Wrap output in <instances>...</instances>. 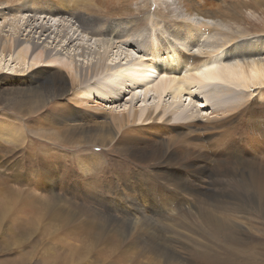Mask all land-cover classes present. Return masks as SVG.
<instances>
[{
    "label": "bare ground",
    "instance_id": "obj_1",
    "mask_svg": "<svg viewBox=\"0 0 264 264\" xmlns=\"http://www.w3.org/2000/svg\"><path fill=\"white\" fill-rule=\"evenodd\" d=\"M2 1L4 0H0V74L24 76L23 81L20 79L21 83L30 88L23 93L17 90L21 97L17 102L21 106L32 105L34 107L29 106V109L36 111L45 107L46 102L67 97L63 105L68 108L62 110L63 106L59 104L62 108L59 107L58 115H54L58 119L54 120L64 131L61 145L71 143L76 149L72 162L80 171L82 180L86 182L83 181L78 187L84 196L108 198L113 195L115 198L131 200V213L121 207L120 218L106 215L98 208L91 209L92 211L87 210L84 215L87 216L86 219L73 226L77 234L75 237L72 236L79 242V247L73 248L71 245L70 255L74 257L77 253L78 256L79 248L85 246V254L92 255L94 246L104 244L106 246L104 251L99 253V258L102 260L94 261L92 264H126V262L160 264L157 262L159 258L163 259L164 264H172L171 259L180 263L182 259L177 261L178 257L170 246H175L174 242L181 240L180 237L184 233V236L188 234L186 236L188 239H185L187 241L193 242L192 237L195 235L199 240L206 239L217 248V250L206 249L197 244L196 258L203 264H264V261H259L264 255L263 250L254 247L247 252L244 249L241 252L239 247L243 244L240 238L242 236H238L234 229H229L236 211L245 214L255 213L256 217L264 215V186L261 187V184L256 185L253 182L241 180L219 186V181L209 179L210 187L207 189L204 187L202 191L205 194L199 190L202 201L195 199L200 209L197 216H192L188 211L183 214L185 220L183 222L178 218H171L176 217L173 207L154 205L156 198L153 185L156 178L152 174L163 179V188H171L174 191L183 190L173 169L183 167L184 162H170L174 157L172 151L176 145L171 138L169 141L172 145L170 142L166 145L163 141L153 144V147L150 143L145 144L146 149L139 150L132 159L133 163L139 165L131 175L133 179L121 178L125 188L112 191L104 190L105 183L100 186L98 180L92 182L93 174L100 175L99 171L103 170L104 160L100 159L101 154H88L90 147L84 146L87 143H94L102 147L116 142L120 151L128 155L127 141L132 139L130 127L142 124L152 127L153 123H156L161 124L160 130L163 132H168L169 129L172 132L177 131L179 125L176 123L184 120L183 114L188 107H190L188 111L191 115L186 116L185 120L189 123L190 135L195 133L190 128L192 127L190 124L191 121L200 120L194 115L201 112L194 105L198 97L201 98L203 107H214L209 114L213 118L205 120V122L212 120L211 123H215L217 118L224 114V108L229 113L235 107V103L229 102L235 97H249L256 92L262 99L261 96L264 95V32L259 30L264 27V20L261 17V15L264 17V0H120L118 4L124 3L122 6L106 8L104 12L107 11L108 14L105 13L106 15L100 19L86 17L79 13L70 15L67 11L61 12L62 8L56 6V0H28L10 9H6ZM63 1L72 6L73 2H77V0ZM52 2L55 6L51 4ZM219 2L220 4H217ZM102 3L108 7L106 0H102ZM77 4H81V1L79 0ZM95 7L98 8L96 5ZM43 12H47L49 17L58 18L59 22L57 24L54 22L55 25L43 21L44 24H33L31 19L36 15L38 17V14H44ZM250 17H254L257 21L262 18L261 23L258 22L260 26ZM53 26L56 28V33L51 31ZM149 28L152 34L149 41L145 43L142 41V36L145 32L146 34L149 32L147 31ZM103 30L106 31L103 32ZM156 32L160 38L157 37ZM85 36L89 37L88 41H92V45L87 46L82 43L85 41ZM75 40L77 43L72 44ZM171 42L173 45L168 46ZM70 44H72L71 47H68ZM129 44L137 47L145 46L144 49L139 50L142 56L134 59L125 56L117 62L116 58L109 54L112 50ZM141 57L145 62L140 59ZM174 62L177 67L171 66ZM93 86L99 88V91L105 90L107 102H111L112 105L118 104L121 97L128 94L130 98L127 102L132 104L136 98V90L142 92L145 103L147 94L151 95L152 92L158 101L169 97L172 104L164 107L156 102L152 106L146 103L136 110L127 108L125 105L126 111L123 113L113 114L111 111L109 114L102 105L106 101L105 96L102 98L97 94L96 98H93L91 92ZM184 96L186 100L188 99V104L185 106L182 101ZM51 108L58 109L57 106H51ZM219 112L220 115H218ZM105 133H107V140L104 138L91 140L93 134L105 135ZM120 133L126 141L118 139ZM51 134L57 141L58 138H62L57 133L51 132ZM77 135H80L83 140H78ZM0 136L15 137V142L20 138V134L15 132L14 127L4 121H0ZM177 137L172 136L175 139ZM92 152L95 153V151ZM51 160L55 159L52 157ZM122 160L124 162V159ZM65 162L67 161L64 159L61 163L64 167L67 165ZM48 164L56 168V162H45L43 168L37 170L35 177L37 180L32 190H39L47 196L57 197L59 193L54 191L57 180L54 179V169ZM104 164L107 166L106 163ZM128 165L130 163L125 161V167ZM17 166L20 167V165ZM19 167L15 169L14 180L18 178L24 181L25 177L23 178L22 174L27 170H20ZM146 167L153 170L147 171ZM203 167L199 166L198 170L202 173L207 172V169ZM143 171L148 173L145 174ZM39 172L42 175H39ZM239 176L242 179L245 178L243 174ZM6 178L0 177V199H3L0 205V224L6 222L7 218L10 219L15 208L14 203L18 207L14 211V219L29 208L30 213L27 219L23 218V220L27 224L34 222L36 224L32 225L33 227L26 235L13 230L11 236L8 234V227L5 230L0 228L1 248H15L14 250L21 248V245L29 242L34 229L40 224L46 226L52 233V231L64 230L69 223L79 220L75 219L77 213L74 209L67 204H62L56 198L46 199L44 195L40 198L31 192L32 197H29L32 202H28L29 207L26 208L27 203L23 199L21 203L15 202L18 191L9 184L10 181L7 180L9 177ZM104 180H107L106 177H99L100 183ZM114 181L117 182L112 178L109 179L108 186H113ZM229 185H233L234 188L230 191L225 190ZM66 186L74 189L73 183ZM159 194L162 196L163 204L169 201L168 196L163 192ZM10 201H13V205H9ZM108 202L115 203L113 198ZM108 202L99 203L117 212L116 208L108 205ZM216 203H219V206L229 205V207H216ZM135 212H139L138 216ZM153 217L159 219L161 223L153 224ZM39 234L42 235V231ZM222 237L225 239L223 242L220 241ZM260 239L262 241L260 245L263 247L264 238H259V241ZM226 241L227 243L224 244ZM108 246H110L109 250H107ZM117 246L122 248L128 246L131 250L142 247L143 252L138 254L141 257L144 256V259L141 262L133 260L136 255L129 259L131 256H126L129 250H121L118 253ZM111 256H115L116 259H110ZM68 263L79 264V260L72 258L63 261L62 264Z\"/></svg>",
    "mask_w": 264,
    "mask_h": 264
},
{
    "label": "rangeland",
    "instance_id": "obj_2",
    "mask_svg": "<svg viewBox=\"0 0 264 264\" xmlns=\"http://www.w3.org/2000/svg\"><path fill=\"white\" fill-rule=\"evenodd\" d=\"M25 1L28 0H4L2 1V3L6 9H10V8L18 7L19 5L23 4ZM78 1L79 0H77V2H73L74 5L72 6V5H67L66 4L67 2H64L63 0L61 1L56 0V6L62 8L61 12L67 11V13L70 15H72L73 13H79L86 17H94L100 19L101 17L106 15L105 13L108 14L107 11L104 12L106 8L109 7L117 8L124 4V3L122 5L118 4L120 0H106L108 6L106 7L104 6L105 4L102 3V0H80L81 4H77ZM51 4L55 6L53 2ZM217 4H220V2ZM225 4L226 3H224V5ZM95 5L98 6V8H96ZM100 5L102 7H100ZM47 14H48L47 12H45L44 14H38V17H36L37 16L36 15L33 19H31L33 20L32 23L36 24V23L48 22V24L53 25L54 22L55 24L59 22L58 18L49 17L47 16ZM40 16L41 18H39ZM235 17H237V15ZM261 17L264 20V17L262 15ZM250 19L252 21H255L256 24L258 22L261 23V20L257 21V19L256 20L254 19V17H250ZM259 23L258 25L260 26ZM51 29H50L51 31L56 33L55 26L51 27ZM104 31L106 30H103V32ZM147 31L149 32H147V34L145 32V34L142 36V41L145 43L149 41V38L151 36L150 34H152L150 28ZM259 31L264 32V27H261ZM155 34L157 35V37L160 38L158 32H156ZM88 38L89 37L85 36L86 42L84 41L82 43L87 46H90L92 45V41H88ZM76 43L77 41L75 40L72 44H76ZM72 44H70L68 47H71ZM170 45H173V42H171L168 46ZM122 47L120 49H114L112 50V52L109 53L111 54V56L116 58L117 62H119V60L123 59L125 56H128L131 59L138 58L142 56V54L139 53L140 48L143 49L145 48V46L142 45L137 47L130 44ZM91 48L93 47L91 46ZM107 59L109 60V57ZM140 59L143 60V57H141ZM143 61L145 62V60ZM185 61L186 60H184V62ZM190 62H192V60H190ZM171 66L177 67V64L174 62ZM23 78L24 76H11L4 73L0 74V121L10 123V125L14 127L15 132L17 131V133L20 134V138L17 140V142H15L16 141L15 137L10 138V137L0 136V177L2 178L3 177L6 178L5 176H7V178L9 177L8 179L6 178L7 180L10 181L9 184L12 186L14 190L18 191V197H16L15 202L21 203L22 199L25 200L27 203L26 208L29 207L30 205V203L28 202H32V199L29 197V196L32 197L31 194L32 192L34 195H36V197L40 196V198H42V195H44L46 199L56 198L60 200L62 204H67L70 208L74 209V212L77 213L75 219H79V220L74 223H69V225L66 226L64 230H60L58 232L52 231V233L49 231V229L46 226L40 224L34 229V232L32 234L33 236L31 235L32 237L31 239H29V242L28 241L25 242V244L26 243L27 244L21 245V248L14 250L15 248L0 247V264H41V263L50 264L52 262L53 264H55V262L57 264H62L63 261L65 262L66 260H71L72 258L78 259L79 264H89V263L92 264L94 261L102 260L99 258V253L104 251L103 249H105L106 247L104 244L100 246L97 245L94 246L95 248L93 250L95 252L93 251L92 255L87 256L85 254L86 246L79 248L80 253L78 254V256L77 253H75L74 257L70 255L71 245H73V248H75L76 246L79 247L78 245L79 242L73 239L77 234V231L76 229H74L73 226L81 221L83 222L86 219L85 217L87 216L84 215L87 210L92 211L97 208L101 211L103 210V212H105L106 215H110L111 217L118 216L120 218L121 207H124L125 211L131 213L132 211V205L130 204L131 200H127V198H115L113 195L112 197H108V198L103 196L100 197H90L87 195L84 196V194L78 187V185L83 183L84 179L82 180L80 171L77 170V167L75 168V164L72 162V160L75 158V156L73 155L75 154L74 152H76V149L74 147V144L71 143H69L68 145H61V139H63L64 131L61 130L62 129L61 125L57 124L56 121L54 120V119H58L54 115H58L60 108H62V106H63L62 110L64 108L65 109L68 108L67 106L63 105L66 103L67 97L63 99H56L55 101L52 100L46 102L45 107L43 106L41 107V109H38L36 111L35 110L33 111L32 108H31L32 110L29 109V106L34 107L32 105L26 104L25 105L26 107L21 106L17 102L21 98L19 96L20 92L23 93L24 91L30 89L29 87L26 86V84L21 83V80L23 81ZM94 83L96 85L98 84L97 82ZM98 89L95 86L91 88L92 96L93 98L94 97L96 98L95 95L97 94L98 96L101 95L100 97L102 98H104L105 96L106 101L102 105L104 106V110L106 111V113L109 114L111 111H113V114L123 113L124 111H126L124 108L125 105L127 108L131 107L133 108L132 110H136L140 108L141 105H145L146 103L149 106H152L156 102L164 107H168L169 105L172 104L171 98L165 97L164 99L158 101V99L154 96L152 92L151 95L149 93L147 94L145 98L147 102L145 103L141 95L142 92H140V90H136L135 91L136 98L134 99V102L132 104H129L127 102L129 101L130 98V94H128L127 96L125 95L122 96L121 101L118 104L112 105L111 102H107L108 100L107 96L104 95L105 90L99 91ZM17 90H20V92ZM261 98L262 99L258 97L256 92H254L249 97H240V98L235 97V99H231L229 101L231 102V104L235 103V107L231 109L229 113H227L224 108V114L220 115L219 112L218 115L220 116L217 118V121L215 123H211L213 122L212 120L211 122H205V120L207 118L209 119L213 118V116L209 114L214 110L213 109L214 107H210V106L203 107L202 106L203 103H201V98L198 97L197 99H195V101L197 102H195L194 105L197 107V110H201V112H199L198 114L194 113V115L200 118V120H196L195 122L191 121L190 124V126H192L190 128L193 129L195 133L190 135L189 123L187 120H185L186 116L191 115V112L188 111L190 107H188L187 111L183 114L184 120L176 123L177 125H179L177 131L172 132L169 129L168 132H163L160 130L161 124H156V123H153L154 126L152 127L144 124L130 127L132 130V139L130 141H127V143L129 144V149L127 151L129 156L120 151V149L116 146V142H112L111 144L102 147H100L101 146L100 144L95 145L94 143H87L84 146L90 147L88 150L90 152H88V154H96V155L101 154L100 159L102 161L104 160L103 170L99 171L100 175L93 174L94 177L92 178V182L94 183L96 182V180H98V185L100 186H103V184L105 183L106 187L104 190L107 191L125 188L121 178L124 179L130 177L131 179H133V176L131 175L133 172L137 170V167L139 166L138 164L136 165V163H133L132 161L134 155L137 154L139 150L146 149L144 145L147 143H150V146L152 147L153 144L158 143L159 141H163L166 145H168L170 142V144L172 145V142L169 141V138H171L173 143H175L176 145L174 151H172L174 153V157L170 160V162L173 161L176 163L184 162L183 167L178 169H173L177 174L178 181L181 183L183 190L174 191L171 188L168 189L163 188L164 186L163 179L152 174L156 178L154 181L155 185H153V189H154L153 193L155 194L154 197L156 198L154 205L162 206V207H169V206L173 207V211L175 212L176 217H171V218H178L180 221L185 222V220L183 219V214H185L188 211L191 213L192 216L194 217L197 216L200 209L197 202H195V199L199 200L200 202L202 201L203 198L202 195L199 193V190L202 192L204 187L205 189H207V187H210V184L208 183L210 181L209 179L213 178L219 181L220 183L219 186L221 185L226 186L231 181L240 182L241 180L243 181L246 180V182L248 181L253 182V184L256 185L261 184V187H263L264 186V95L263 97L261 96ZM182 101L184 106L188 104V99L186 100V96L183 97ZM54 102L56 104H54ZM59 104H62V106ZM51 106H57L58 109L57 110L52 109ZM71 106L73 108V104H71ZM51 132L59 134L60 137L62 138H58L57 141L55 136L51 134ZM172 136H178V137L177 139H175L172 138ZM77 137L78 140H83L80 138V135H77ZM97 138H101V139L104 138L107 140V133H105V135L93 134L91 136L92 141H95V139ZM118 139L125 140L122 137V133L118 134ZM92 151H95V153H93ZM101 156L103 157L101 158ZM52 157L55 160H51ZM64 159L67 161L65 162V165L67 164L65 167L62 166L61 164L63 163ZM122 159H124V162ZM48 161L56 162L55 164L56 168L51 167L49 164L48 166L54 169L53 172L55 178L54 177L53 178L57 180V184L56 187L54 188V191L59 193V196L57 197H50L45 195L43 192L39 190L36 191L32 190L33 184L37 180V178H35L37 176V170L39 171V168H43V164ZM125 161L126 162L128 161L130 165L125 167ZM104 163H106L107 166ZM17 165H20V167ZM199 166L202 167L204 166L203 168L207 169V172L204 173L200 172V170H198ZM17 167H19L20 170H25V169L27 170L24 174H22V177L23 178L25 177L24 181H20L18 180V178L14 180L15 169ZM145 170L149 171L153 169L150 167H146ZM40 174L41 172H39V175ZM240 174H243L245 178L244 179L240 178L239 176ZM99 177H106L107 180H104L103 183H100ZM111 178L113 180H116L117 182L114 181L112 183L113 186H108L110 185L108 182L109 179ZM90 180L91 179H89V181ZM71 182L74 184L73 190L69 186H66V185H71L72 184ZM84 183L86 182L84 181ZM233 188H234L233 185H229L228 188H226L225 190L230 191ZM160 192H163L166 196H168L169 201L167 203L163 204L162 196H160L159 194ZM202 194L205 193L202 192ZM104 198H106V200H104ZM111 198L114 199L115 201L114 204H110L108 202V200ZM37 200L40 199L37 198ZM219 200L222 201L221 199ZM104 201H107L109 206L116 208L117 212L113 211L109 207H104L102 206V204L99 203ZM2 202L3 199L1 198L0 205L2 204ZM8 203H10L9 205H13V201H10ZM14 205L15 208L12 211V215L10 216V219L7 218L6 222L0 224L1 225L0 228L5 230L8 227L7 229L8 234H10L11 236L13 235V230H15L16 232L20 231L22 235L24 233L26 235L28 234V231L36 224V222L27 224V222L23 220V218L27 219V215H29L30 213L29 208L26 209V212L19 214L14 219V214H15L14 211L18 208L16 206V203H14ZM219 205H220L219 203L215 204L216 207H229V205L228 206H219ZM206 208H208V206ZM209 209L212 208L209 207ZM138 213L139 212H135V215L138 216ZM157 222H160V220L156 219V217H153L152 223L154 224ZM19 227L21 228L19 229ZM40 228L43 229L41 230ZM229 229H234L238 233L237 234L238 236H242L240 238H242L241 240L243 244L242 246L239 247L241 252L243 251V249L246 250L247 252V250H251L252 248L257 247L263 250V254H264V246L262 247L260 245V242H262L261 239L259 241V238L262 239L264 238V215L261 217L259 216L256 217L255 213L245 214V213H237L236 211L235 217L232 220ZM41 231L43 236L39 234L41 233ZM187 235L188 234L184 236L183 233V235L180 237L181 240H177V243L174 242L175 246H170L172 251L178 257L177 261L182 259L180 263L178 262L176 263V260L174 261V259H171L172 264H203L199 262L198 259L196 258L197 244L202 245V247L206 249L217 250V248L213 245V243L208 242L206 239L199 240L198 238L195 237V235H193L192 237L193 242L187 241L185 240L188 239L186 237ZM167 236H169V234ZM7 239L9 242V238ZM183 240H185V242H182ZM223 240H225L223 239V237L222 239L220 238V241L223 242ZM226 243L227 241L224 244ZM168 244H170V242ZM159 247L161 248V246H158V248ZM109 248L110 246L107 247V250H109ZM116 248L118 253H120L121 250L123 251L128 249L129 252L126 253V256H131L129 259H132L133 255H136L135 259L133 260H136L137 262H141L142 259H144V256L141 257V255L138 254V252H143L141 251L142 247L132 248L133 251L128 246H124L123 248L117 246ZM67 250L69 252H67ZM84 255L86 257H84ZM26 259H29L30 261ZM110 259H116V258L115 256H111ZM259 261H264V255H262V258H260ZM157 262L160 264H164L163 259L161 258L157 259ZM126 264H130V262H126Z\"/></svg>",
    "mask_w": 264,
    "mask_h": 264
}]
</instances>
